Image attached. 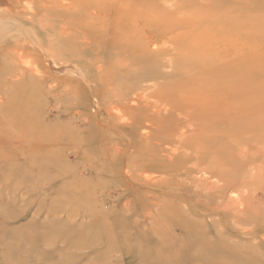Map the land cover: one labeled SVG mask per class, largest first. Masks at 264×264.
Here are the masks:
<instances>
[{
	"label": "rangeland",
	"instance_id": "1",
	"mask_svg": "<svg viewBox=\"0 0 264 264\" xmlns=\"http://www.w3.org/2000/svg\"><path fill=\"white\" fill-rule=\"evenodd\" d=\"M62 1L59 6L70 2ZM18 7L30 13L33 1L0 0V264H190L189 254L201 249L205 242L218 239L228 249L245 247L251 255L261 252L264 261V229L254 230L255 223L248 221L241 225L233 222L236 213L213 216L214 213L205 212L201 206L191 225L184 222L190 209L187 194L169 188L168 184L178 177L169 169L170 157H178L180 152L175 151L179 143L195 140L189 119L173 113V121H169L170 128L176 131L173 144L169 148L163 144L160 153L156 148V155L149 162L140 155L139 151L144 154L152 149L148 147V139L164 125L163 117H159L170 109L161 90L162 82L166 81L135 93L131 98L136 106L132 101L120 105L110 89L120 71L117 64L125 55H115V49L112 52L105 48L96 54L99 58L52 51L51 41L68 46L71 41H56L50 34L52 39L47 35L36 43L33 25L27 18L30 16H17L21 11ZM226 10L227 7H221L218 13ZM251 10L264 13V6ZM179 17L189 20L192 16ZM62 19V15L55 13L48 20L43 17V25L54 29ZM183 24L192 28L201 25L213 40L219 34L215 25L204 21ZM180 28L164 20L153 30L142 24L139 33L141 36L155 30L156 38L149 49L154 48L163 58L170 47L167 41ZM228 29L238 39L237 52L243 49V53L247 51L252 56L254 74L259 68L264 69V24L237 23ZM103 39L95 40L102 43ZM62 44L59 48H63ZM48 54L57 57L56 66ZM163 67H158L146 80L158 73L173 72V67ZM259 77L264 84V75ZM143 85L148 84L143 82ZM114 106L122 115L114 111ZM127 106L138 107L139 111L133 116ZM152 114L159 116L152 118ZM155 143L152 140V146ZM243 145L235 148H247ZM263 147L264 143L258 148ZM170 151L178 153L177 156ZM133 156H137L136 161L145 162L147 171L134 168ZM198 174L207 178L197 172L188 180L178 179L194 186L192 181L199 178ZM248 192L254 196L249 202L262 207L264 182L251 186ZM238 194H235L237 198ZM226 203L225 200L223 205ZM212 220H215L213 226ZM181 221L192 230H181ZM261 225L264 228V218ZM199 227L204 232L189 243V236L199 231ZM224 260L214 258L212 264H224ZM192 264L203 263L195 260Z\"/></svg>",
	"mask_w": 264,
	"mask_h": 264
},
{
	"label": "bare ground",
	"instance_id": "2",
	"mask_svg": "<svg viewBox=\"0 0 264 264\" xmlns=\"http://www.w3.org/2000/svg\"><path fill=\"white\" fill-rule=\"evenodd\" d=\"M32 1L33 7L28 10L30 13L20 9L21 12L18 7L20 15L17 16L21 17L22 14L30 16L27 17L30 19L26 20L33 25L31 27L34 28L36 43L42 42L44 36L52 34L55 36L53 40L71 41L69 46L62 43L53 44L51 41L49 46L52 51L56 49L60 52L67 51L77 57L80 54L98 57L102 48H105L110 51L115 49V55H125V59L122 57L124 61L122 59L120 63L117 62L120 71L117 72L116 81L110 89L118 104H129L132 101L136 106L137 103L131 97L139 90L146 91L157 85L158 81H166L162 82L161 90L170 109L167 108L165 117H159H163L161 123L164 125L158 123L162 126L156 129L152 139H148V147L152 149L148 153L143 154L140 151L139 153L147 157L149 162L155 157L156 148L160 153L163 152V144L168 146L167 148L173 144L172 137H176V131L170 128L172 122H169L173 121V113L175 116L189 119L190 126L196 134L195 140L179 143L176 151L174 149L175 152L179 151V154L170 151L176 156L178 154V157L174 159L170 157L172 165H169V169L176 173V177H184L186 180L197 172L203 173L207 178L199 177L198 174L199 178L192 181L194 186L186 184L178 177L168 184L173 190L191 194L190 198L187 195L185 197L187 206L190 207L184 218L187 225L192 224L191 220L202 206L205 212L214 213H211L213 216L227 217L231 213H236V221L232 220L233 222L239 225L244 221L252 222L255 223L254 230L263 231L261 222L264 218V199L261 201L262 207H255L253 201L249 202L254 196L248 190L250 191V187L256 183L264 182V147L258 148L264 143V84L259 80V76L264 75V69L259 68L258 73L254 74L251 66L252 56L247 51L243 53V49H239L240 54H237L238 39L236 35L228 32V28L235 27L237 23L263 25L264 13H253L251 8L264 6V0H70L65 6H59V1L62 0ZM65 1L67 0L62 2ZM14 3L17 4V1ZM182 5L186 7H181ZM221 7H227L228 10L218 13ZM55 13L62 15L61 22L54 29L45 27L43 17L48 20ZM181 14H189L192 17L189 20L181 19L179 17ZM164 20L170 21L176 27H182L172 40L167 41L170 47L166 49V58L156 54L154 48L149 49L156 38L155 30L141 36L139 33L142 24H148L153 30L157 23H163ZM183 20L185 22H182ZM196 21L215 25L218 28V36L213 40L201 29V25L192 28L183 24L187 22L190 25ZM27 26L30 27V24ZM247 33L250 34L251 30ZM97 37H105V40L99 43V38L95 40ZM61 44L63 48H59ZM141 55H144V58H140ZM48 57L53 64H58L57 57L52 58L49 54ZM158 62L160 64H157ZM167 65L173 67V72L158 73L146 80L158 67L167 68L169 67ZM117 69L116 67V71ZM143 82H147L148 85H143ZM214 82L216 84L209 86ZM152 97L153 95L147 96L148 99ZM119 110L115 112L122 115ZM127 110L134 116L139 108L127 106ZM151 116L154 118L159 114ZM121 117L122 122L123 116ZM152 140H156L153 146ZM240 144L247 148L236 149L235 147H240ZM160 156H163V153ZM136 157H132L133 162H136L134 168L138 171H147L145 162L136 161ZM235 190H240L242 196L238 194L239 191L235 193L240 196L237 198L233 193ZM225 200L227 203L224 206ZM184 222H179V225H182L180 229L184 232L192 230L189 226L185 227ZM214 223L215 220H212L211 225ZM201 228L189 236V243H192L193 239H198L201 235L199 233L204 232V228ZM198 249L188 255V263L192 264V261L196 260L203 264H212L214 258L223 257L224 264H264L260 258L263 257L261 252L251 255L245 247L228 249L227 244L221 239L205 242L201 249Z\"/></svg>",
	"mask_w": 264,
	"mask_h": 264
}]
</instances>
